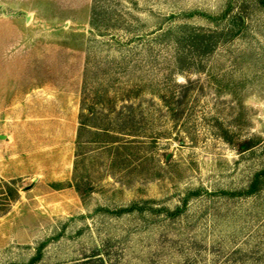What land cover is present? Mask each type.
Segmentation results:
<instances>
[{
    "label": "rangeland",
    "instance_id": "rangeland-1",
    "mask_svg": "<svg viewBox=\"0 0 264 264\" xmlns=\"http://www.w3.org/2000/svg\"><path fill=\"white\" fill-rule=\"evenodd\" d=\"M93 2L0 0V264H264V0Z\"/></svg>",
    "mask_w": 264,
    "mask_h": 264
},
{
    "label": "crops",
    "instance_id": "crops-1",
    "mask_svg": "<svg viewBox=\"0 0 264 264\" xmlns=\"http://www.w3.org/2000/svg\"><path fill=\"white\" fill-rule=\"evenodd\" d=\"M12 28H10L8 25L7 26H3L0 28L1 30V34H0V48L1 50L0 51H3L4 48H7L8 46V42H9V31L11 30ZM21 30H25L24 28H20ZM27 30H33L32 28H27ZM35 30V29H34ZM62 30V28H61ZM71 46V44H70Z\"/></svg>",
    "mask_w": 264,
    "mask_h": 264
},
{
    "label": "trees",
    "instance_id": "trees-1",
    "mask_svg": "<svg viewBox=\"0 0 264 264\" xmlns=\"http://www.w3.org/2000/svg\"><path fill=\"white\" fill-rule=\"evenodd\" d=\"M96 2V0H94ZM95 2H93V8H92V14H91V24L94 26L97 24V17H98V12L96 10V4ZM258 179V175L256 177ZM254 187V186H253ZM252 187V188H253ZM254 189V188H253ZM91 262V258H90V255H86L83 259H82V262L81 264H90ZM100 264H105V260L103 259V257L100 258Z\"/></svg>",
    "mask_w": 264,
    "mask_h": 264
}]
</instances>
